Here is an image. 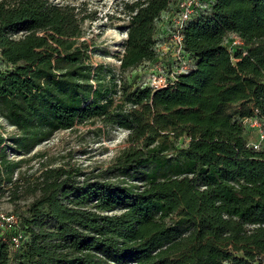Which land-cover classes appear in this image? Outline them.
Wrapping results in <instances>:
<instances>
[{
  "label": "trees",
  "instance_id": "16d2710c",
  "mask_svg": "<svg viewBox=\"0 0 264 264\" xmlns=\"http://www.w3.org/2000/svg\"><path fill=\"white\" fill-rule=\"evenodd\" d=\"M170 1L163 0L146 15L140 14L129 33L120 58L119 99L122 106L139 105L142 109L145 103L150 104L149 115L154 117L150 122L142 111L140 120L126 128L142 123V130L154 136L161 127H171L175 134L191 138L183 156L191 162L192 176L155 180L142 194L98 181L91 186L65 182L35 199L28 208L29 216L18 214L19 230L26 237L20 248L11 247L15 228L0 234V264H13L11 252L19 253L16 264H126L131 258L138 264L141 254H151L150 264L260 262L264 255V149L248 146L243 123L231 121L222 108L231 102L250 101L253 106L242 115H253V107H257L264 118V0H216L210 11L194 15L183 28L184 49L188 57L195 56V67L167 87L132 86L126 74L141 64L153 63L159 55L157 21ZM231 3H235L233 9ZM19 32L22 35L14 38ZM80 32L79 13L63 5L46 0H1L0 58L11 68L0 70V86L16 83L25 96L37 94L42 101L46 96L41 94L38 79L47 77L62 93L72 91L70 76L74 74L63 76L67 80L63 82L51 73L49 65L53 57L64 60L71 54L69 42ZM229 34L239 36L247 50L240 48L233 55L225 45ZM87 51L82 40L77 52L86 56ZM108 75L115 79L113 71L108 70ZM113 86L117 93V84ZM74 97L75 103L68 107L60 102L52 105L57 114L67 118L68 126L76 113L92 110L94 103L85 104L89 99L81 93ZM209 103L218 110L206 122L202 110ZM2 143L0 138V146ZM1 185L0 177V189ZM73 189L81 191L80 202L94 197L114 206L124 198L138 197L136 205L146 203L148 208L137 211L132 205V210L121 216L91 220L88 211L66 198ZM156 210L175 213L176 218L165 227L151 223L156 230L150 247H140L141 211L151 214ZM82 222L95 233L87 240L85 252L72 249L67 238L69 229ZM185 230L188 232L183 233Z\"/></svg>",
  "mask_w": 264,
  "mask_h": 264
},
{
  "label": "rangeland",
  "instance_id": "374dc122",
  "mask_svg": "<svg viewBox=\"0 0 264 264\" xmlns=\"http://www.w3.org/2000/svg\"><path fill=\"white\" fill-rule=\"evenodd\" d=\"M46 1L78 12L81 18V32L69 42L71 54H67L64 60L53 57L49 65L51 73L63 82L67 81L63 76L74 74L70 76L73 90L62 93L47 77H41L38 84L46 99L40 101L37 94L25 96L16 83L0 86V138L3 139L0 146V210L29 216L28 208L35 199L56 187L60 188L65 182L69 186L71 183L91 186L98 181L124 186L134 194H142L151 189L155 180L192 176L191 162L183 156L187 153L191 138L175 134L171 127H161L154 136L151 132L148 134L142 130V123L136 124L134 129L126 128L127 125L134 124L132 122L135 120H140L142 111L149 116L148 121L153 122L154 117L149 115L147 107L150 104L145 103L142 109L139 105L122 106L119 95L111 88L115 84L116 89L120 87V58L139 15H146L163 0ZM178 1L171 0L157 21L155 36L158 39L159 55L156 60L141 64L137 70L126 74V79L132 86L140 82L146 71L161 68L164 61L176 67V40L175 37L172 38V33ZM234 4L231 3V9ZM21 35L22 32H19L13 37L19 38ZM82 40H85L88 48L86 56L77 52V46ZM237 40L234 34H229L225 40V45L233 55L240 48L244 51L248 48ZM192 60L196 64L195 56ZM10 68L0 58V70ZM108 70L115 73V79L109 78ZM75 93L88 97L85 104L90 101L94 103L92 110L76 113L72 125L68 126L67 118L57 114L52 105L58 102L67 104V107L74 104ZM50 94L56 97H50ZM97 106L99 109H95ZM252 106L250 101H235L223 105L222 110L230 115L231 121L239 119L243 122V119L250 118L257 112L258 108L253 107V115H242L248 113ZM217 110L215 104H207L202 110V118L208 120L206 118ZM262 120L264 124L263 117ZM244 126L245 132L242 134L247 142L258 136V130ZM151 138L152 141L149 140ZM79 192L81 191L73 189L66 198L72 201V205L81 206L88 211L91 220L101 221L104 217L121 216L131 211L129 208L132 205L137 211L148 208L146 203L139 204L140 207L136 205L138 197L124 198L114 206L94 197L80 202ZM141 215L138 245L143 248L150 247L152 234L156 230V227L149 226L151 223H162L165 227L171 223V218H176L175 213L171 215L160 210L152 211L151 214L141 211ZM93 229L86 222L71 227L67 234L71 248L85 252L87 240L95 236ZM187 232L185 230L183 233ZM97 238L102 240L100 236ZM18 254L11 252L13 264H16ZM150 257L151 254H141L138 264H150ZM135 259L131 258L126 264H137ZM257 264H264V255Z\"/></svg>",
  "mask_w": 264,
  "mask_h": 264
},
{
  "label": "built area",
  "instance_id": "2783aa9c",
  "mask_svg": "<svg viewBox=\"0 0 264 264\" xmlns=\"http://www.w3.org/2000/svg\"><path fill=\"white\" fill-rule=\"evenodd\" d=\"M216 4V0H179L177 3V10L173 17V27L174 31L172 33V38L175 37L176 40V56L177 65L173 66L172 63H163L161 68L158 70L146 71L139 84L144 86H150L153 89H160L167 87L174 83L177 77L182 73H188L192 68L195 67V63L192 58L188 57L184 49V35L183 28L186 22L191 19L194 15L200 12H208ZM235 35V34H234ZM237 41L242 42L241 38L236 35ZM243 43V42H242ZM183 58H186L184 60ZM121 63V60H120ZM176 69V70H175ZM117 93L120 94V87H118ZM243 125L249 126V129L258 130V136L255 139H251L247 142L248 146L253 147L256 150L264 149V124L262 117L259 115V111L254 116L242 120ZM248 123V124H247ZM245 127V126H244ZM20 218L19 215L14 212H6L0 210V234H4L9 229H16L14 233L11 234L10 243L13 249L20 248L25 242L26 237L19 230Z\"/></svg>",
  "mask_w": 264,
  "mask_h": 264
}]
</instances>
